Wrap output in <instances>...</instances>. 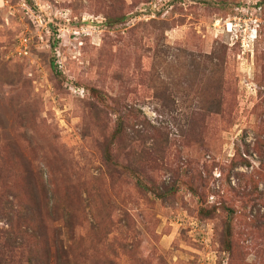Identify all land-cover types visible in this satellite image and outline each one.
<instances>
[{
    "label": "rangeland",
    "instance_id": "obj_1",
    "mask_svg": "<svg viewBox=\"0 0 264 264\" xmlns=\"http://www.w3.org/2000/svg\"><path fill=\"white\" fill-rule=\"evenodd\" d=\"M47 204L71 264H264V0H0L5 264Z\"/></svg>",
    "mask_w": 264,
    "mask_h": 264
},
{
    "label": "trees",
    "instance_id": "obj_2",
    "mask_svg": "<svg viewBox=\"0 0 264 264\" xmlns=\"http://www.w3.org/2000/svg\"><path fill=\"white\" fill-rule=\"evenodd\" d=\"M101 96V95H100ZM121 121L118 122V127L115 129L114 138L116 139L119 137L122 133L121 130ZM104 157L105 159L109 162L112 163L113 159L111 157L110 152L105 149L104 152ZM139 185H143V183L138 180ZM33 191V196L35 197V191ZM50 200L49 198H47ZM34 200V199H33ZM10 209V207H8ZM26 209V208H25ZM61 211H54L49 214L51 207L47 204L46 205V210L48 211V222H45L44 228L46 230L47 227L49 226H54L55 228L53 230V234L51 235L52 239H50L47 234L45 241H43V247H42V257H43V262L41 264H71V246L70 243L71 241L74 240L75 238V231L73 229V226L71 225V220L72 216L70 215L69 211L67 210L66 207H61ZM59 212L58 217L54 218L53 213ZM18 217H20L19 213L15 214ZM25 215H26V210H25ZM26 217V216H25ZM7 220H10L13 218V213L8 212L6 215ZM9 228L5 231L6 233H13L11 223L8 222ZM46 225V226H45ZM11 228V230H10ZM0 264H5L2 260H0Z\"/></svg>",
    "mask_w": 264,
    "mask_h": 264
},
{
    "label": "built area",
    "instance_id": "obj_3",
    "mask_svg": "<svg viewBox=\"0 0 264 264\" xmlns=\"http://www.w3.org/2000/svg\"><path fill=\"white\" fill-rule=\"evenodd\" d=\"M19 47L18 49V54L19 55H26L28 53V47H27V39L25 36H22L19 38L18 41Z\"/></svg>",
    "mask_w": 264,
    "mask_h": 264
}]
</instances>
